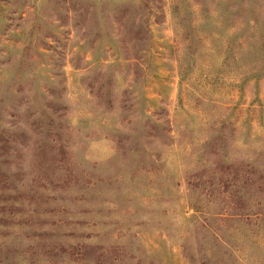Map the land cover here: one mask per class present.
<instances>
[{"label":"rangeland","instance_id":"374dc122","mask_svg":"<svg viewBox=\"0 0 264 264\" xmlns=\"http://www.w3.org/2000/svg\"><path fill=\"white\" fill-rule=\"evenodd\" d=\"M0 264H264V0H0Z\"/></svg>","mask_w":264,"mask_h":264}]
</instances>
